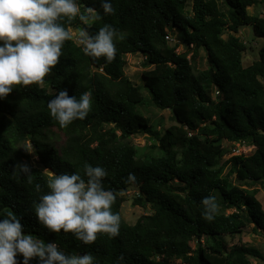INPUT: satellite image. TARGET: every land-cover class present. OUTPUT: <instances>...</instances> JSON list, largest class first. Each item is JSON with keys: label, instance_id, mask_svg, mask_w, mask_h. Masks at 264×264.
<instances>
[{"label": "trees", "instance_id": "trees-1", "mask_svg": "<svg viewBox=\"0 0 264 264\" xmlns=\"http://www.w3.org/2000/svg\"><path fill=\"white\" fill-rule=\"evenodd\" d=\"M111 2L115 13L105 15L100 0H76L81 12L91 7L98 13L100 18L90 24L93 34L107 23L124 35L115 42L111 63L84 55L72 38L43 84L14 85L9 95L0 98V220L12 211L25 234L55 242L65 254L89 252L94 264H175L169 258H179L183 264H253L250 257L264 261L251 245L227 248L215 238L239 233L247 224L264 234L257 188L230 180L234 174L239 182L264 185V41L258 58L243 66L246 45L235 35L247 25L264 40V17L247 11L257 0ZM83 26L78 16L65 24L69 31ZM173 33L178 40L169 44L165 35L174 38ZM179 43L192 51L189 58L186 51H176ZM199 49L206 53L202 69L196 67ZM128 53L143 54L145 66L150 67L142 72V84H134L125 74ZM63 89L77 99L84 92L92 97L87 118L66 127L47 108L48 100ZM148 103L170 109L175 123L157 129L139 109ZM137 133L157 141L161 155L136 157L137 148L129 138ZM56 135L64 136L57 145ZM223 140L247 142L254 151L231 155L221 164L226 152ZM25 141H30L37 164H31V155L21 148ZM17 163L30 165L32 184L13 173ZM85 163L106 169V189L116 193L136 186L134 202L149 203L152 212L128 224L119 213L123 198L117 196L112 211L121 217L119 236L98 234L96 243L84 245L71 233L50 232L35 215V203L48 191L49 176L43 170L83 176ZM129 173L135 174L134 183L126 182ZM36 184L41 192L35 190ZM208 196L218 204L212 221L203 217L201 201ZM121 254L124 258L118 260ZM17 261L22 264L21 254ZM29 264L39 261L31 259Z\"/></svg>", "mask_w": 264, "mask_h": 264}, {"label": "clouds", "instance_id": "clouds-1", "mask_svg": "<svg viewBox=\"0 0 264 264\" xmlns=\"http://www.w3.org/2000/svg\"><path fill=\"white\" fill-rule=\"evenodd\" d=\"M105 15L115 13L111 0H100ZM79 18L85 26L78 30V44L84 55L111 63L116 57V41L125 37L111 24H104L93 34L90 24L100 17L94 8L85 12L76 0H0V98L9 95L14 85L30 86L44 83L63 55L66 41L73 38L65 24ZM90 92L69 96L66 89L55 93L48 100L51 117L66 127L74 120L86 119L90 113ZM47 189L35 203V215L40 224L50 232L71 233L84 245L96 243L98 234L115 238L120 234L121 217L112 211L117 194L104 187L108 173L102 166L85 163L83 176L79 172L56 174L47 168ZM13 173L27 178L32 184L31 167L17 163ZM136 176L129 173L127 181L134 183ZM41 192V186L35 185ZM203 217L215 218L218 204L214 196L202 199ZM24 225L16 213L9 211L0 220V264H18L17 255L23 256L22 264L38 259L39 264H94L91 253L65 254L55 242L45 243L23 232ZM123 254L118 260H123Z\"/></svg>", "mask_w": 264, "mask_h": 264}, {"label": "rangeland", "instance_id": "rangeland-1", "mask_svg": "<svg viewBox=\"0 0 264 264\" xmlns=\"http://www.w3.org/2000/svg\"><path fill=\"white\" fill-rule=\"evenodd\" d=\"M220 2V0H218ZM189 8V6L187 5ZM247 11L249 14H257L261 17H264V0H257L254 5L248 6ZM78 30L75 27L70 28V32L73 34L74 41L76 43L78 40ZM174 39L169 38V44H174L178 40V37L173 33ZM238 36L246 45V50L242 53V65L247 66L251 64L255 59L258 58V50L263 43L262 37H257L254 35L251 26H243L239 28L238 32L235 34ZM223 38L227 37V33L222 35ZM177 52L187 53V58L192 54V51L186 50V47L179 43L176 48ZM125 59V74L134 84H142V72L149 69V66L144 64V55L141 53H128L124 55ZM196 67L202 69L206 67V53L204 50L199 49L198 56L196 57ZM143 94L149 97L148 92L145 87L142 88ZM140 111L147 117H149L151 123L157 129H165L171 124H174L175 121L172 117L170 109H160L151 103L141 106ZM56 145L60 144L64 140V136L56 135ZM129 141L136 146L137 153L136 157H140L143 153H149L154 156L161 155V150L158 148V143L152 139L149 135L144 133H137L132 135L129 138ZM222 145L225 148L226 152L223 155L220 163L223 164L227 158L235 154L249 155L254 151V146L248 144L247 142H228L226 140L222 141ZM21 148L24 149L30 156L29 162L31 164H37L38 158L33 156V151L30 146V141L22 142ZM228 166L224 167V172H227ZM230 180L236 184H241L242 187L247 189L257 188L256 198L261 203L262 209L264 211V185L261 183H244L239 182L235 179L234 174L230 176ZM117 196L123 198L119 206V213L122 219L128 224H134L136 220L143 214H149L152 212V208L149 203L145 202L143 204H137L134 202L135 196L138 194V189L136 186H129L125 190L116 191ZM234 209H225V212H231ZM216 240L221 241L227 248H230L232 245L245 243L257 248L264 255V234L253 228L252 224H247L239 233L235 234H226V235H217ZM205 239L201 238V242ZM208 243L212 242L211 239L207 240ZM195 241L191 242V246L194 247ZM250 260L253 264H264L263 260L250 257ZM171 263L183 264L179 258H169Z\"/></svg>", "mask_w": 264, "mask_h": 264}, {"label": "built area", "instance_id": "built-area-1", "mask_svg": "<svg viewBox=\"0 0 264 264\" xmlns=\"http://www.w3.org/2000/svg\"><path fill=\"white\" fill-rule=\"evenodd\" d=\"M165 38H166L167 40H168L169 38L174 39V38H172L171 34H166V35H165Z\"/></svg>", "mask_w": 264, "mask_h": 264}, {"label": "water", "instance_id": "water-1", "mask_svg": "<svg viewBox=\"0 0 264 264\" xmlns=\"http://www.w3.org/2000/svg\"><path fill=\"white\" fill-rule=\"evenodd\" d=\"M40 165H43V164H42V163H40ZM47 169H48L49 171H51V170H50V168H47Z\"/></svg>", "mask_w": 264, "mask_h": 264}]
</instances>
